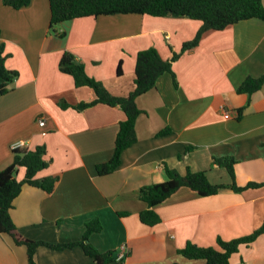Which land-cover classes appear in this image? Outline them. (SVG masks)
Returning a JSON list of instances; mask_svg holds the SVG:
<instances>
[{
	"label": "crops",
	"instance_id": "obj_1",
	"mask_svg": "<svg viewBox=\"0 0 264 264\" xmlns=\"http://www.w3.org/2000/svg\"><path fill=\"white\" fill-rule=\"evenodd\" d=\"M49 20V0H30L19 9L0 0V45L7 54L5 66L17 73L8 92L0 94V169L11 163L13 144L43 145L49 164L36 176H58L49 193L22 185L9 211L22 236L77 242L85 223L97 218L101 229L88 241L101 252L114 251L115 259L107 264H196L177 250L187 242L216 246L218 238L247 235L262 224L264 185L226 187L207 196L181 187L154 207L160 218L154 225L139 219L147 204L138 191L163 181L164 166L181 174L187 168L202 170L212 184H231L226 168L213 160L225 156L234 159L237 186L264 182V84L249 102L247 94L236 91L245 77L264 73V20L206 30L194 47L172 60L171 72L135 99L140 109L135 142L122 151L115 170L101 175L95 167L111 158L125 113L102 102L77 109L96 94L89 86L76 87L73 77L59 69L62 54L71 53L110 94L126 96L135 85L139 51L152 47L170 60L201 22L119 13L66 20L51 31ZM23 173L20 168L17 178ZM121 246L125 255L119 260ZM229 261L264 264V233L240 245ZM0 264H28L26 247L6 233H0ZM34 264L95 262L80 245L59 250L39 245Z\"/></svg>",
	"mask_w": 264,
	"mask_h": 264
},
{
	"label": "trees",
	"instance_id": "obj_2",
	"mask_svg": "<svg viewBox=\"0 0 264 264\" xmlns=\"http://www.w3.org/2000/svg\"><path fill=\"white\" fill-rule=\"evenodd\" d=\"M4 5L19 9L29 4L30 0H2ZM50 20L49 29L55 30L59 23L74 18L85 16L140 13L152 16L189 17L201 22L195 36L182 44L179 53H175L170 60H164L158 52L150 47L136 54L134 88L126 96L110 94L102 83L90 77L82 63L78 62L69 52H64L59 61V69L73 77L76 87H91L96 98L88 103H79L77 109L95 104L106 103L111 106H119L125 113V119L118 124V130L114 140L111 158L96 165L98 174H107L115 170L120 164L122 151L136 140L134 124L140 113L135 99L137 96L150 90L157 78L164 72H171V62L182 52L194 47L201 34L209 29H222L227 25L241 20L259 18L264 20V7L262 0H49ZM3 45H0V94L8 92L9 85L15 79L16 71L9 70L5 66ZM120 62L117 73L120 74ZM173 76V75H172ZM174 78V77H173ZM264 84V73L257 77L247 76L237 87L236 91L250 95ZM244 106L238 109L240 116ZM216 164L226 168L231 184H212L206 173L202 170L192 171L186 169L184 174L176 169L164 166L165 179L161 182L150 183L139 188L138 195L147 204V208L140 211L139 219L146 225H154L160 221L154 207L166 201L181 187H187L198 195L207 196L216 194L219 190L229 187L234 190H242L250 187L264 185V182H248L244 186H237L234 180L232 157H220L213 159ZM49 161L45 159V148L37 145L33 149L15 148L11 163L0 169V233L8 234L15 244L26 247L28 264H34V254L37 246L45 245L53 249L70 248L80 245L85 254L92 257L95 264H107L115 259L114 251L101 252L88 241L91 232L100 231L101 224L97 218L85 223V230L81 240L77 242L50 243L41 240H31L22 236L10 217V209L13 201L21 191L23 184H30L51 192L58 176H43L38 178L36 174L46 168ZM24 170L23 177L17 178L18 170ZM264 233V220L262 224L251 233L231 240L218 238L216 246H198L187 242L177 252L187 259L198 261L196 264H230V256L237 252L240 245L252 243L259 235ZM177 264V263H173Z\"/></svg>",
	"mask_w": 264,
	"mask_h": 264
},
{
	"label": "built area",
	"instance_id": "obj_3",
	"mask_svg": "<svg viewBox=\"0 0 264 264\" xmlns=\"http://www.w3.org/2000/svg\"><path fill=\"white\" fill-rule=\"evenodd\" d=\"M38 124L40 126H42L44 124V118L43 117L38 120ZM21 146H22V143H15V144L12 145V148L13 149H15V148H21ZM119 253L120 254L118 256V259L119 260H122V258H124V255H125L124 254L125 253V247L124 246H121V251Z\"/></svg>",
	"mask_w": 264,
	"mask_h": 264
}]
</instances>
